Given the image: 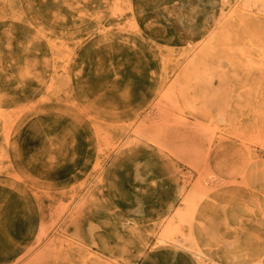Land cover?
I'll return each instance as SVG.
<instances>
[{"label":"rangeland","instance_id":"374dc122","mask_svg":"<svg viewBox=\"0 0 264 264\" xmlns=\"http://www.w3.org/2000/svg\"><path fill=\"white\" fill-rule=\"evenodd\" d=\"M263 57L264 0H0V264L183 246L264 155Z\"/></svg>","mask_w":264,"mask_h":264},{"label":"crops","instance_id":"0c3cea01","mask_svg":"<svg viewBox=\"0 0 264 264\" xmlns=\"http://www.w3.org/2000/svg\"><path fill=\"white\" fill-rule=\"evenodd\" d=\"M181 242L154 246L140 264H264V155L214 189Z\"/></svg>","mask_w":264,"mask_h":264},{"label":"bare ground","instance_id":"6f19581e","mask_svg":"<svg viewBox=\"0 0 264 264\" xmlns=\"http://www.w3.org/2000/svg\"><path fill=\"white\" fill-rule=\"evenodd\" d=\"M254 1V0H253ZM255 3V2H254ZM118 14V13H117ZM210 31V30H209ZM227 39V38H226ZM207 42V41H206ZM208 43V42H207ZM264 58V57H263ZM263 61V60H262ZM224 62H226V61H224ZM223 63V62H222ZM227 63V62H226ZM218 64H220V63H218ZM67 77V76H66ZM67 78H69V77H67ZM68 80V79H67ZM188 105H190L189 103H188ZM6 112V111H5ZM7 112H9V111H7ZM12 112V111H11ZM6 115H8V114H6ZM211 149V148H210Z\"/></svg>","mask_w":264,"mask_h":264}]
</instances>
